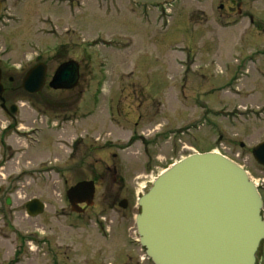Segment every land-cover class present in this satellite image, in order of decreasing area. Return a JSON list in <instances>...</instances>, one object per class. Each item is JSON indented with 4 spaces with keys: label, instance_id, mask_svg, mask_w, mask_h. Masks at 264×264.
I'll return each mask as SVG.
<instances>
[{
    "label": "rangeland",
    "instance_id": "rangeland-1",
    "mask_svg": "<svg viewBox=\"0 0 264 264\" xmlns=\"http://www.w3.org/2000/svg\"><path fill=\"white\" fill-rule=\"evenodd\" d=\"M0 1L3 100L17 107L13 119L0 109V264H152L137 242V193L193 152L218 150L264 185L251 154L264 140V0H240L239 16L230 0ZM70 59L77 85L51 89ZM36 63L46 81L28 94ZM80 180L95 193L75 213L65 193ZM33 198L44 210L31 217Z\"/></svg>",
    "mask_w": 264,
    "mask_h": 264
},
{
    "label": "water",
    "instance_id": "water-1",
    "mask_svg": "<svg viewBox=\"0 0 264 264\" xmlns=\"http://www.w3.org/2000/svg\"><path fill=\"white\" fill-rule=\"evenodd\" d=\"M137 3H164L171 0H133ZM1 13V2H0ZM79 79L75 60L60 63L48 86L53 90L72 89ZM46 67L38 63L25 74L21 87L35 94L44 86ZM4 88L0 100L5 108ZM17 107L12 105L9 113ZM242 146V144H241ZM264 166V141L251 150ZM93 180L70 186L66 197L71 211L91 206ZM119 207L126 208L122 199ZM134 217L138 243L152 264H255L256 252L264 239L263 202L248 173L238 164L214 152L190 154L156 176L149 189L137 199ZM26 213L37 216L44 204L37 198L25 203Z\"/></svg>",
    "mask_w": 264,
    "mask_h": 264
},
{
    "label": "flooded vegetation",
    "instance_id": "flooded-vegetation-1",
    "mask_svg": "<svg viewBox=\"0 0 264 264\" xmlns=\"http://www.w3.org/2000/svg\"><path fill=\"white\" fill-rule=\"evenodd\" d=\"M176 0H174V2H175ZM230 5H228V10H227V12H228V14H234V12H235V10L237 11V14H238V16L239 15H242V13H241V1L240 0H230ZM151 6H154V7H156V8H164L165 6H169V5H171V4H150ZM234 6H235V8H234ZM219 9H224V4L223 3H220L219 4ZM166 11V8H165V10H164V12ZM243 16L244 17H247L248 18V20H249V22H250V24H253V26H255L254 24H255V19L253 18V14L252 13H250V12H245V14H243ZM15 69V66H8L7 67V71H8V73H14V70ZM10 71V72H9ZM79 71H80V67H79ZM2 75H3V72L1 71V83H2ZM6 79H7V82L8 83H14V81H15V73L14 74H8V76H4ZM3 85V84H2ZM3 88H4V91H5V87H4V85H3ZM12 88V90H13V87H11ZM5 99V98H4ZM5 104V103H4ZM5 106H6V104H5ZM7 107V106H6ZM10 107V106H9ZM9 107H7V108H9ZM6 115H8L5 111H3ZM9 116V115H8ZM12 119H13V117L12 116H10ZM14 123V122H13ZM255 147V146H254ZM252 150V149H251ZM257 163V162H256ZM258 164V163H257ZM259 165V164H258ZM262 169H264V166H262V165H259ZM261 186H260V192H263V187H264V185H263V183L262 184H260ZM262 196V195H261ZM263 198V197H262ZM263 204H264V199H263ZM81 207H85V205L82 203L81 204ZM264 209V208H263ZM263 214V213H262ZM263 218H264V216H263ZM261 251H262V248H259V250L257 251V253H256V260H257V264H262L263 263V257H262V254H261Z\"/></svg>",
    "mask_w": 264,
    "mask_h": 264
},
{
    "label": "bare ground",
    "instance_id": "bare-ground-1",
    "mask_svg": "<svg viewBox=\"0 0 264 264\" xmlns=\"http://www.w3.org/2000/svg\"><path fill=\"white\" fill-rule=\"evenodd\" d=\"M214 151H217V152H219L218 150H214Z\"/></svg>",
    "mask_w": 264,
    "mask_h": 264
}]
</instances>
